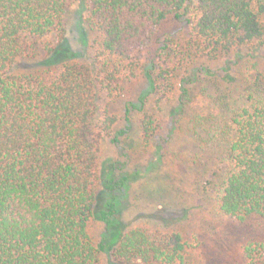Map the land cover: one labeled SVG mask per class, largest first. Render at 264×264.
<instances>
[{"label": "trees", "instance_id": "obj_1", "mask_svg": "<svg viewBox=\"0 0 264 264\" xmlns=\"http://www.w3.org/2000/svg\"><path fill=\"white\" fill-rule=\"evenodd\" d=\"M70 2L0 0V264H100L106 252L112 264H181L188 247L181 233L155 234L121 222L124 200L141 174L102 163L103 142L110 139L123 152L121 137L131 130L130 124L114 134L120 119L102 101L121 97L144 59L151 65L149 94L159 97V106L176 82L180 100L188 98L196 77L181 78L185 57L264 52V0H87V19L101 36L94 67L65 58L43 75L13 72L19 59L35 52L27 42L53 34L58 43L65 39ZM187 15L189 39L174 46L160 31ZM55 51L48 47L46 55ZM147 98L138 100L137 121L145 145L161 130ZM133 108L128 101L127 123ZM228 126L218 212L239 223L264 221V94L248 92ZM98 187L107 199L99 211L105 234L96 244L88 225ZM243 258L264 264V240L247 242Z\"/></svg>", "mask_w": 264, "mask_h": 264}, {"label": "rangeland", "instance_id": "obj_2", "mask_svg": "<svg viewBox=\"0 0 264 264\" xmlns=\"http://www.w3.org/2000/svg\"><path fill=\"white\" fill-rule=\"evenodd\" d=\"M86 2L69 3L67 32L61 43L55 34L27 42L35 52L19 59L13 72L43 75L44 70L55 71L65 58L94 67L101 36L87 19ZM184 19L170 21L160 31L174 46L189 39L193 22L190 15ZM45 47L58 51L47 56ZM182 63L181 78L196 77L188 86L185 101L180 100L176 82L158 106L159 97L149 94L145 73L151 65L146 59L142 61L143 70L128 83L121 97L102 101V106L120 119L114 134L131 124V130L121 137L123 152L110 139L103 142L102 163L106 167L121 163L123 172L141 174L124 200L123 224L143 226L155 234L181 233L188 243L181 264H244L243 246L264 240V221L239 223L220 214L217 197L229 154V115L246 101L248 92L264 94V52L243 48L221 52L214 60L185 57ZM144 95H148L146 109L161 121L159 137L148 145L141 142L137 124L138 100ZM128 101L135 104L129 123L125 121ZM97 196V208L88 228L93 241L99 244L105 234L99 211L107 197L100 187ZM100 264H112L110 252L101 254Z\"/></svg>", "mask_w": 264, "mask_h": 264}]
</instances>
